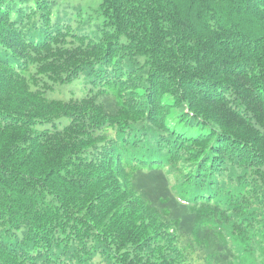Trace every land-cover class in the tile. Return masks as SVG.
Returning a JSON list of instances; mask_svg holds the SVG:
<instances>
[{"label": "trees", "instance_id": "16d2710c", "mask_svg": "<svg viewBox=\"0 0 264 264\" xmlns=\"http://www.w3.org/2000/svg\"><path fill=\"white\" fill-rule=\"evenodd\" d=\"M0 264H264V0H0Z\"/></svg>", "mask_w": 264, "mask_h": 264}]
</instances>
